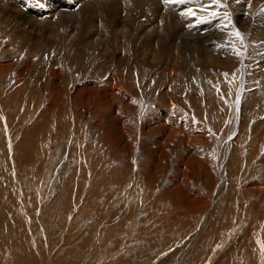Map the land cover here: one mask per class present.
Instances as JSON below:
<instances>
[{
  "label": "rangeland",
  "instance_id": "374dc122",
  "mask_svg": "<svg viewBox=\"0 0 264 264\" xmlns=\"http://www.w3.org/2000/svg\"><path fill=\"white\" fill-rule=\"evenodd\" d=\"M228 35L64 69L0 22V264H264V33Z\"/></svg>",
  "mask_w": 264,
  "mask_h": 264
},
{
  "label": "bare ground",
  "instance_id": "6f19581e",
  "mask_svg": "<svg viewBox=\"0 0 264 264\" xmlns=\"http://www.w3.org/2000/svg\"><path fill=\"white\" fill-rule=\"evenodd\" d=\"M201 4L205 5L203 10L200 8ZM221 4L223 7H217L209 4L208 0H186L183 4H164L163 0H0V22L14 37L25 39L26 43L33 41L39 48L44 45V50L48 57L53 59V64H63L64 69L65 66L71 65L73 56H87V65H95L97 62L106 64L108 59H114L116 55L124 52L131 60L132 55L136 56L135 50L132 52L134 48L131 51L134 46L139 55L144 54L143 63L147 66L154 65L165 69L168 68L167 63L174 64L175 61L177 65L185 61V58L188 59L189 54H203L205 45L214 52L219 51L217 55L225 60L228 67L234 68L239 62L237 58L242 54L234 55L230 47H216L224 44L229 37L228 28L226 31L221 29L231 21L230 25L233 27L235 24L251 23L257 35L260 31L264 33L261 30L264 25V0H221ZM189 9L196 15H187ZM220 10H223L224 15L227 14V19L218 15ZM213 12L217 15L212 16ZM208 20L211 22L206 23ZM191 24H198L199 27L192 29ZM230 41L233 40H229V43ZM247 44L243 47H248V55L252 50H249ZM154 47L158 49L156 52ZM207 53L211 59L209 61L213 63L211 66L222 68L219 62L223 61L216 58L217 55H210L208 50L205 54ZM125 57L118 56V59L122 61ZM163 60H167L166 65L160 66V61L162 63ZM10 66L5 65L0 70L7 72ZM55 73L57 72H51L53 80L50 90L58 88L56 79H59L60 75ZM242 79L244 80H241V86L246 83L245 77ZM238 97L240 100L241 96ZM56 98L54 99L58 100ZM240 111L242 114L239 109Z\"/></svg>",
  "mask_w": 264,
  "mask_h": 264
},
{
  "label": "snow or ice",
  "instance_id": "6c2138e0",
  "mask_svg": "<svg viewBox=\"0 0 264 264\" xmlns=\"http://www.w3.org/2000/svg\"><path fill=\"white\" fill-rule=\"evenodd\" d=\"M185 2H186V0H163V3H164V4H171V3H180V4H183V3H185ZM208 3L211 4V5H215V6H217V7H223V5L221 4V0H208ZM204 7H205V5H203V4L200 5L201 10H203ZM186 14H187V15H191V16H195V15H196V13H195L194 11H192L191 9H189L188 12H187ZM215 15H217V13L213 12V13H212V16H215ZM222 19H227V14H225V17H223ZM228 24H231V21H229ZM227 28H228V25L226 24V25L224 26V28H222L221 30H222V31H226ZM235 37H236L237 39L240 40L241 44H243L242 34H241L239 31H235ZM232 53H233L234 55L239 56V55H241V50L238 49V48L233 44V47H232ZM223 75H224L225 77H227V76H228V73H224ZM237 99H239V97H237Z\"/></svg>",
  "mask_w": 264,
  "mask_h": 264
}]
</instances>
